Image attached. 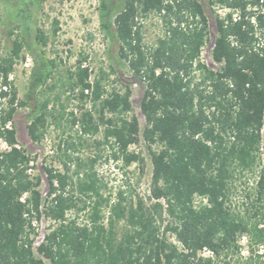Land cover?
<instances>
[{"label":"trees","instance_id":"obj_1","mask_svg":"<svg viewBox=\"0 0 264 264\" xmlns=\"http://www.w3.org/2000/svg\"><path fill=\"white\" fill-rule=\"evenodd\" d=\"M35 1L18 0L22 38L0 53V140L7 146L0 150V264H264V0H98L108 59L124 64L141 85L144 120L142 129L136 116L106 120L104 137L125 165L141 169L144 160L129 147L142 139L152 166L150 204L120 196L107 227L97 223L100 201L92 207L91 227L67 222L74 207L65 195L68 177L44 167V196L40 178L31 175L32 159L17 141L19 108L29 107L34 138L45 121L39 89L54 65L31 21ZM150 15L158 18L161 35L147 45L140 19ZM209 18L216 70L200 59ZM23 50L32 68L19 100L10 76L25 59ZM73 77L81 96L89 92L99 104L100 121L105 112L131 110L129 86L103 98L100 82L88 81L80 61ZM81 127L98 131L89 112ZM84 187L97 194L93 181ZM42 217L57 225L35 247L34 224ZM120 220L127 229L118 237L114 224Z\"/></svg>","mask_w":264,"mask_h":264},{"label":"rangeland","instance_id":"obj_2","mask_svg":"<svg viewBox=\"0 0 264 264\" xmlns=\"http://www.w3.org/2000/svg\"><path fill=\"white\" fill-rule=\"evenodd\" d=\"M205 4V0H199ZM21 6L18 0H0V53H9L13 41L22 38L20 23L16 12ZM222 15V11L219 10ZM34 27L46 38L43 47L46 57L54 65L46 84L39 89V100L46 105L47 115L42 125H38L35 138L30 134L31 122L27 119L29 107L17 110L13 117L17 141L32 159V177L40 178L39 189H48L43 168L52 169L68 177L65 195L72 198L74 207L66 213L67 222L77 226L91 227L92 207L100 201V219L107 227L111 218L110 209L120 196L126 202L137 203L142 200L150 204L151 161L150 154L142 139L129 147V152L138 154L144 160V168L138 163L125 165L117 147L106 140L104 131L106 120L116 122L119 118L136 116L142 129L144 120L139 110L142 88L128 74L124 64L112 65L108 59V41L100 31L98 21V0H36L32 9ZM144 43L152 44L161 35V26L155 15L140 19ZM215 38V25L209 18L208 35L200 56L209 68L216 70L211 51ZM25 59L18 60L11 73V81L17 90L18 99H23L30 79L32 62L25 50ZM79 61L88 69V81H99L104 91L103 98L112 93L123 94L129 86L131 92V110L125 114L105 112L103 121L99 120V104H93L89 92L81 96L75 86L73 74ZM89 112L98 131H82V114ZM73 120L76 124L73 125ZM264 139V130H263ZM7 146L0 140V150ZM157 150V147H153ZM94 182L97 194L86 190L84 185ZM167 219L163 218V225ZM57 223L42 217L35 222L37 247L48 229ZM118 237L127 229L123 220L114 224ZM173 242V236L168 233ZM44 264H49L44 261Z\"/></svg>","mask_w":264,"mask_h":264}]
</instances>
